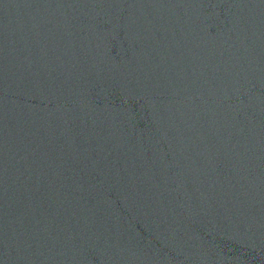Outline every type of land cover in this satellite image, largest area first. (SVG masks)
Segmentation results:
<instances>
[{"label":"water","instance_id":"obj_1","mask_svg":"<svg viewBox=\"0 0 264 264\" xmlns=\"http://www.w3.org/2000/svg\"><path fill=\"white\" fill-rule=\"evenodd\" d=\"M0 264H264V0H0Z\"/></svg>","mask_w":264,"mask_h":264}]
</instances>
